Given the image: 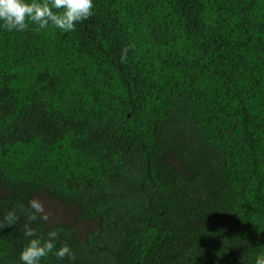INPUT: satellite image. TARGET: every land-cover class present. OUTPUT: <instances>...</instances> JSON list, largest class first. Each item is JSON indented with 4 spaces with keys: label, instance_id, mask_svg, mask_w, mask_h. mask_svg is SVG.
I'll return each instance as SVG.
<instances>
[{
    "label": "trees",
    "instance_id": "1",
    "mask_svg": "<svg viewBox=\"0 0 264 264\" xmlns=\"http://www.w3.org/2000/svg\"><path fill=\"white\" fill-rule=\"evenodd\" d=\"M41 194L75 213L31 224L59 231L63 264H255L264 0H94L71 33L0 29V220L20 217L0 264Z\"/></svg>",
    "mask_w": 264,
    "mask_h": 264
},
{
    "label": "clouds",
    "instance_id": "2",
    "mask_svg": "<svg viewBox=\"0 0 264 264\" xmlns=\"http://www.w3.org/2000/svg\"><path fill=\"white\" fill-rule=\"evenodd\" d=\"M94 14V0H0V29L8 32H24L30 25L37 30L58 29L63 33L76 30L78 24L88 20ZM125 49L121 60L127 58ZM27 216L23 235L28 243L19 254L20 264H42L54 256L57 264L75 260L72 248L67 244L57 247L59 231L49 230L46 238L38 235L37 229L31 226L35 221H48L49 215L42 202L33 199L27 206H21ZM20 217L15 209L6 212L0 220V229L14 227ZM261 248H264L262 246ZM255 264H264V253L256 256Z\"/></svg>",
    "mask_w": 264,
    "mask_h": 264
},
{
    "label": "rangeland",
    "instance_id": "3",
    "mask_svg": "<svg viewBox=\"0 0 264 264\" xmlns=\"http://www.w3.org/2000/svg\"><path fill=\"white\" fill-rule=\"evenodd\" d=\"M36 199L43 203L45 211L49 215L47 223H71L74 221L75 213L60 202L51 200L46 194H41ZM94 228H96L94 223L86 222L80 224L79 235L84 236L86 232Z\"/></svg>",
    "mask_w": 264,
    "mask_h": 264
}]
</instances>
